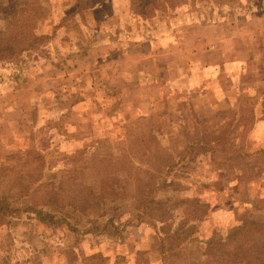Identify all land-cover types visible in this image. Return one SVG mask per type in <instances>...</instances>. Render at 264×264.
I'll list each match as a JSON object with an SVG mask.
<instances>
[{
  "label": "rangeland",
  "instance_id": "1",
  "mask_svg": "<svg viewBox=\"0 0 264 264\" xmlns=\"http://www.w3.org/2000/svg\"><path fill=\"white\" fill-rule=\"evenodd\" d=\"M40 1L0 61V264H200L264 222V0Z\"/></svg>",
  "mask_w": 264,
  "mask_h": 264
},
{
  "label": "trees",
  "instance_id": "2",
  "mask_svg": "<svg viewBox=\"0 0 264 264\" xmlns=\"http://www.w3.org/2000/svg\"><path fill=\"white\" fill-rule=\"evenodd\" d=\"M34 7L40 13L44 10L40 0H24L23 7L16 8L17 11L14 9L12 16L8 18L7 26H11V29L8 31L5 29V31L0 32V61L12 60V62H17L15 65H24V60L18 61L23 51L17 49L12 42L17 37H20L18 36V34H21L19 32L20 29H24L25 33L31 30L30 21L22 20L21 14L32 12ZM244 237L246 238L243 241ZM221 243L217 242L219 246H225L223 248L227 249V254H220L219 258L218 256L216 257V249L218 247H215L216 242L210 241L205 259L198 262L200 264H264V222L258 223L254 218H249L238 230L230 234L229 239L222 243L223 245ZM239 243H241L240 247L238 246ZM173 255L175 257L178 253Z\"/></svg>",
  "mask_w": 264,
  "mask_h": 264
}]
</instances>
